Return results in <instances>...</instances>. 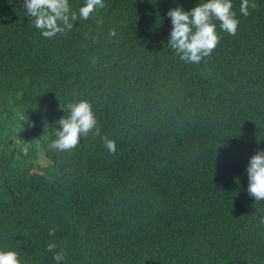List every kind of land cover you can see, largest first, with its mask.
I'll list each match as a JSON object with an SVG mask.
<instances>
[{"label": "trees", "instance_id": "16d2710c", "mask_svg": "<svg viewBox=\"0 0 264 264\" xmlns=\"http://www.w3.org/2000/svg\"><path fill=\"white\" fill-rule=\"evenodd\" d=\"M205 2L104 0L48 40L23 0H0V251L20 264H57L61 249L59 264H264V200L246 172L264 151V0L246 17L232 0L236 35L213 17L218 46L187 63L167 13ZM84 3L69 0L77 16ZM81 100L100 135L58 151V121Z\"/></svg>", "mask_w": 264, "mask_h": 264}, {"label": "clouds", "instance_id": "9594fccd", "mask_svg": "<svg viewBox=\"0 0 264 264\" xmlns=\"http://www.w3.org/2000/svg\"><path fill=\"white\" fill-rule=\"evenodd\" d=\"M105 6L104 0H85L79 9V15L71 11L69 0H23L25 15L31 19L34 27L40 31L43 38L51 40L58 34H64L73 27L72 21L78 18L88 20L98 8ZM256 4L250 0H242L240 13L248 16L249 9H255ZM232 0H207L191 10L175 7L168 11L172 30L168 44L175 50L176 55L187 63H200L216 49L220 42L213 17L220 22L221 30L235 36L239 27V20L232 10ZM195 29V30H194ZM110 35H115L114 31ZM69 116L58 121L60 131L52 147L58 151L73 150L77 147L80 137L90 133L100 135V127L94 114L92 105L87 100L69 104ZM107 150L114 154L116 143L108 137H102ZM248 177V194L256 200H264V151H258L250 158L246 169ZM56 229H49V235H54ZM57 245L51 242L47 251L53 252ZM65 258L61 249L54 255L59 264ZM0 264H20L18 254L14 251H0Z\"/></svg>", "mask_w": 264, "mask_h": 264}, {"label": "rangeland", "instance_id": "374dc122", "mask_svg": "<svg viewBox=\"0 0 264 264\" xmlns=\"http://www.w3.org/2000/svg\"><path fill=\"white\" fill-rule=\"evenodd\" d=\"M18 141V138L17 137H15V138H13V140L11 141V144L12 143H15V142H17ZM26 146H22V152L24 153L25 151H26Z\"/></svg>", "mask_w": 264, "mask_h": 264}]
</instances>
